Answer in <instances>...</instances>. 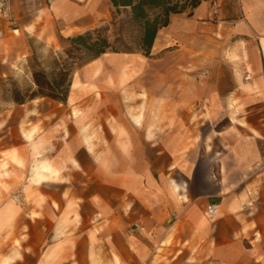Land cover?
I'll use <instances>...</instances> for the list:
<instances>
[{
  "label": "crops",
  "instance_id": "obj_1",
  "mask_svg": "<svg viewBox=\"0 0 264 264\" xmlns=\"http://www.w3.org/2000/svg\"><path fill=\"white\" fill-rule=\"evenodd\" d=\"M8 8L0 76L27 68L29 38L111 16L109 0ZM0 264H264V0H202L148 55L76 69L64 102L0 109Z\"/></svg>",
  "mask_w": 264,
  "mask_h": 264
},
{
  "label": "trees",
  "instance_id": "obj_2",
  "mask_svg": "<svg viewBox=\"0 0 264 264\" xmlns=\"http://www.w3.org/2000/svg\"><path fill=\"white\" fill-rule=\"evenodd\" d=\"M111 4L108 35L101 27H93L72 35L58 36L60 50L48 64H30L28 83L20 84L12 75L0 76V93L7 103L21 104L36 97L64 102L76 69L105 52L150 53L158 30L166 26L171 13H191L202 0H109ZM30 45V39H29Z\"/></svg>",
  "mask_w": 264,
  "mask_h": 264
},
{
  "label": "rangeland",
  "instance_id": "obj_3",
  "mask_svg": "<svg viewBox=\"0 0 264 264\" xmlns=\"http://www.w3.org/2000/svg\"><path fill=\"white\" fill-rule=\"evenodd\" d=\"M111 16L104 22L99 23L96 27H101L104 29L106 34H112L113 28L110 25ZM30 39V53L29 57L31 59L30 64L35 65L37 62L47 65L49 58L52 54L58 53L61 46L60 42L57 39V42L52 46L45 45L42 41L32 37ZM28 65V64H27ZM13 79H16L18 83L25 84L29 82L30 74H29V68H25L23 71H20L17 74L12 75ZM2 81L0 82V89L2 88ZM8 103L2 98V95L0 93V109L4 108ZM216 121V120H215ZM224 119H220V123H223ZM210 124H205L204 130L208 127ZM214 127H218V123L215 124ZM212 128V127H211Z\"/></svg>",
  "mask_w": 264,
  "mask_h": 264
},
{
  "label": "built area",
  "instance_id": "obj_4",
  "mask_svg": "<svg viewBox=\"0 0 264 264\" xmlns=\"http://www.w3.org/2000/svg\"><path fill=\"white\" fill-rule=\"evenodd\" d=\"M8 0H0V18L8 16ZM217 204H208L206 212L209 216H212L216 210Z\"/></svg>",
  "mask_w": 264,
  "mask_h": 264
}]
</instances>
